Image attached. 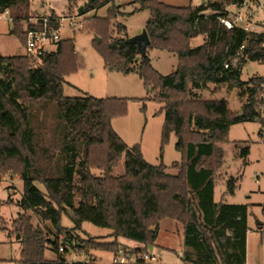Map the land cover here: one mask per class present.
Instances as JSON below:
<instances>
[{
    "label": "trees",
    "instance_id": "1",
    "mask_svg": "<svg viewBox=\"0 0 264 264\" xmlns=\"http://www.w3.org/2000/svg\"><path fill=\"white\" fill-rule=\"evenodd\" d=\"M233 1L175 6L133 0L139 4L133 12L150 11V43L140 54L127 26L113 21L131 13L124 5L116 0H67L72 13L108 6L105 15L86 17L80 30L100 38L94 44L106 69L137 73L148 96L163 104L161 152L172 133L182 152V159L171 165L148 162L139 144L129 146L113 128L112 120L127 114L130 98L65 95L66 77L79 68L74 37L62 38L57 49L35 65L23 54L0 55V176L19 175L24 183L18 202L22 212L9 226L0 217V228L20 243L22 264H69V254L91 250L145 252L155 244L164 219L182 225L183 264H246L251 204L216 201L215 190L231 126L254 119L264 123L258 110L264 102V76L247 81L241 77L246 62L264 61V35L221 22ZM30 10V0H0V14L11 13L15 20L10 32L24 44L22 20L34 16ZM45 15L58 16L54 10ZM201 34L204 43L192 47L191 40ZM153 48L177 56L171 73L162 74L153 66L148 54ZM208 83L237 88L239 97L246 98L242 110H233L227 99L198 96L194 89ZM236 147L240 157L250 154L248 142H237ZM123 158L125 172L113 175ZM238 183V177H229L226 193L234 194ZM64 213L71 216L72 228L63 226ZM85 221L112 229L114 240L74 235ZM261 224L264 230V220ZM120 237L141 246L124 245ZM97 261L91 255L72 264Z\"/></svg>",
    "mask_w": 264,
    "mask_h": 264
},
{
    "label": "rangeland",
    "instance_id": "2",
    "mask_svg": "<svg viewBox=\"0 0 264 264\" xmlns=\"http://www.w3.org/2000/svg\"><path fill=\"white\" fill-rule=\"evenodd\" d=\"M33 15L50 14L53 10L60 16L83 14L84 26L86 17L105 15L107 5L98 10L89 11L86 14L67 8V0H30ZM175 6H186L190 3L200 5L203 0H161ZM125 6L124 10L131 12L114 18V22H121L128 28L130 37L137 36L146 31V24L150 17L148 9L133 12L138 3L133 0H116ZM253 8V22L264 20V12L260 7L251 4ZM9 14H0V55L25 54L24 43L12 34L10 30L13 22ZM69 21L65 20V29L61 32L62 38H75L76 57L78 60V71L66 77L64 93L66 96L76 97L86 93L97 97H127V114L112 120V126L116 132L129 145L139 144L146 160L152 164L171 165L174 161L182 159V152L176 148L177 136L172 133L170 141L161 152V135L165 118L162 111L163 104L148 96V90L141 77L136 73L123 74L110 71L104 67V60L95 47L97 40L95 33L87 30H72L68 27ZM205 35H198L191 40V46L197 47L204 43ZM97 42H99L97 40ZM153 66L162 74H169L177 65V56L158 48L150 49L148 52ZM31 64H37V60L27 57ZM264 76V61H248L242 68V80H249L253 76ZM198 96L207 99H227L230 107L235 111H241L246 98H240L237 88H230L225 84L208 83L200 89H194ZM148 96V97H147ZM146 98V99H143ZM262 123L259 119L247 120L231 126L228 141L223 143L226 150L225 163L220 169L215 190V199H227L229 202L253 203L251 207L256 213H252L249 219L251 230L247 238V262L246 264H264V230L259 229V223L264 220V143L261 142L260 130ZM248 142L250 154L246 159L238 155L236 143ZM93 171L97 174L103 172L97 168ZM125 172V159L123 158L113 175H121ZM231 176L239 178L238 187L234 194L226 193L227 179ZM23 180L19 175L8 173L0 176V217L8 221V226L22 212L19 201L23 195ZM249 195H253L250 197ZM36 222V218H34ZM62 224L72 228L74 222L68 213L62 216ZM112 229L95 225L85 221L82 229L76 230L74 235L81 237H101L112 241ZM120 242L129 247H139L140 242L119 238ZM149 250L155 249L158 254L157 263L160 264H183L181 255L184 251V239L182 225L173 219H164L159 225V235L155 244L149 245ZM155 253V252H153ZM77 255L79 260L89 259L91 255L98 257L97 264H106L113 260L114 253L110 251L73 253L67 256L68 260ZM19 256L17 242H10L6 231L0 228V264H15L9 261ZM48 256L52 254L48 252ZM19 264V263H18Z\"/></svg>",
    "mask_w": 264,
    "mask_h": 264
},
{
    "label": "built area",
    "instance_id": "3",
    "mask_svg": "<svg viewBox=\"0 0 264 264\" xmlns=\"http://www.w3.org/2000/svg\"><path fill=\"white\" fill-rule=\"evenodd\" d=\"M251 4L260 7L264 12V0H236L230 3L227 7L229 15L221 17L220 20L228 28L235 26L243 28L249 33L264 35V20L253 22V8ZM9 14L8 11L4 12ZM83 14L67 15V16H52V15H34L22 20L23 28L26 34L24 44L25 54L27 57L41 60V57L47 53L55 51L58 47L59 41L62 39L61 32L65 29L64 21L68 20V27L72 30L81 29L84 27ZM11 22L15 20L13 16H9ZM262 45L264 46V40ZM244 47V45L242 46ZM228 65L226 64V67ZM262 93L260 99L264 100V82L262 84ZM259 112L264 116V102H260L258 106ZM261 142L264 143V123L262 124ZM64 246L60 247L63 251ZM75 254V252H73ZM71 253V254H73ZM88 260V259H86ZM79 260L77 255L68 260L72 264ZM106 264H160L157 263V256L152 251L148 250L141 253L125 252L119 249L114 253L113 260Z\"/></svg>",
    "mask_w": 264,
    "mask_h": 264
},
{
    "label": "water",
    "instance_id": "4",
    "mask_svg": "<svg viewBox=\"0 0 264 264\" xmlns=\"http://www.w3.org/2000/svg\"><path fill=\"white\" fill-rule=\"evenodd\" d=\"M82 11H83L82 8H80L79 12L82 13ZM96 38L98 41L100 40V38L98 36H96ZM129 39H130V41L138 44L140 54L146 53L147 46L150 43V38H149V35L147 34V31H144L142 34H139L137 36L130 37ZM240 114L241 113H239V115ZM259 225H260L259 227L262 228L261 222L259 223Z\"/></svg>",
    "mask_w": 264,
    "mask_h": 264
},
{
    "label": "crops",
    "instance_id": "5",
    "mask_svg": "<svg viewBox=\"0 0 264 264\" xmlns=\"http://www.w3.org/2000/svg\"><path fill=\"white\" fill-rule=\"evenodd\" d=\"M136 7H138V6H136ZM126 12H128V11H126ZM150 50V49H149ZM149 50H148V52H149ZM175 67H176V65H174ZM137 74V73H136ZM250 197H252L253 195H249ZM221 200H227V199H221ZM250 204H253V203H250ZM264 212V211H263ZM251 213L255 216V217H257V215H256V213L253 211V209H252V207H251ZM250 216H251V214H250ZM250 216H249V219H250ZM249 225H250V222H249ZM251 230V229H250ZM5 231V230H4ZM6 233H7V231H6ZM8 236V235H7ZM9 239H10V242H15L16 240L15 239H13V238H10L9 237ZM17 242V244H18V247H19V256L18 257H16V258H11V259H9V261H12L13 263H15V264H22L21 262H20V254H21V245H20V243L18 242V241H16ZM148 250H149V247H148ZM153 252H155V254H158L157 252H156V250L154 249L153 250Z\"/></svg>",
    "mask_w": 264,
    "mask_h": 264
}]
</instances>
